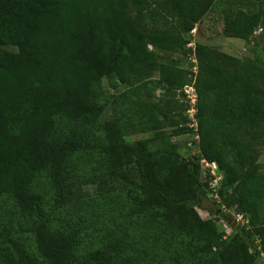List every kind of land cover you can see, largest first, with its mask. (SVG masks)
<instances>
[{
  "label": "trees",
  "instance_id": "obj_1",
  "mask_svg": "<svg viewBox=\"0 0 264 264\" xmlns=\"http://www.w3.org/2000/svg\"><path fill=\"white\" fill-rule=\"evenodd\" d=\"M234 1L222 16L223 34L248 41L260 31L264 51V0ZM215 2L0 0V264H254L264 257V168L257 163L264 63L204 45L193 53L199 151L223 173L222 204L250 225L229 224L235 234L228 241L198 214L200 198L208 197L199 157L183 165L168 145L191 131L175 102L158 106L127 95L126 113L136 110V124L115 112L102 119L105 80L133 95L153 73L166 93L187 84L177 60L167 63L155 50L182 51ZM130 128L153 132L165 147L124 142ZM93 158L107 172L93 174L94 182L110 185L119 174L126 184L120 203L154 228L155 258L139 261L130 245L116 251L112 242L88 243L63 217L72 200L89 198L73 162ZM130 161L137 183L125 174Z\"/></svg>",
  "mask_w": 264,
  "mask_h": 264
},
{
  "label": "rangeland",
  "instance_id": "obj_2",
  "mask_svg": "<svg viewBox=\"0 0 264 264\" xmlns=\"http://www.w3.org/2000/svg\"><path fill=\"white\" fill-rule=\"evenodd\" d=\"M234 0H216L214 6L210 11L195 25V28L190 34L185 37L186 45L182 51L175 53H167L160 50H155V53L163 56L167 63L177 60V67L187 72V84L194 87L196 90V76H197V62H192L194 59L193 53L196 45H204L220 53L235 57V58H256L264 63V51L262 49V38L260 31L248 41L228 38L223 34V13L229 9L236 7ZM10 49V48H9ZM158 73H153L150 80L147 81L145 91H135L123 85H109L105 80L103 82L104 88V103L105 109L102 113L103 121L110 119L112 114L122 116L132 124H136L137 116L136 110L128 114L126 110L135 98H147L150 103L163 105L165 100L175 102L178 111L182 110V116L185 118V125L191 131L174 136L169 139L168 145L177 154L180 163L188 165L190 159L194 156L202 158L199 151V134H198V120L196 114H190V105L184 94V86L174 93H166L164 87L158 83ZM197 94V93H196ZM126 103V108L124 105ZM197 113V105H196ZM133 129V128H132ZM130 128L129 132L124 135L123 140L126 143H133L136 141H146L149 151L160 150L165 147V142L156 138L153 132H140ZM162 131H169V128H163ZM258 157L257 163L261 168H264V148H257ZM200 161V160H199ZM98 160L93 158L90 162L83 164L81 161H75V171L82 176L81 191L82 196L89 198L84 200L81 198L79 202L72 200L69 207L65 206V212L61 210L63 217L69 219V224L74 226L88 243L97 245L100 241L111 243L116 251L125 250L126 245H130L135 249L134 254L137 255L139 261H147L155 258V231L152 227L147 230L141 219L132 217L130 210L128 211L121 203L120 193L125 190L126 184L122 177L117 174L116 177L109 179L110 185L99 186L94 182L96 178L91 177L93 174L99 175L101 171L106 174L105 169H96ZM124 169L131 181L138 182L137 172L130 161ZM201 169V168H200ZM218 174L223 181V173L218 168ZM202 176V169H201ZM89 180H88V179ZM107 178H109L107 176ZM108 190V191H107ZM52 194V192H50ZM108 197L115 199V203L111 204ZM80 207V208H79ZM198 214L202 220H210L216 228V231L221 235L222 239L228 241L235 234V227L232 228L229 224L232 221L218 212L216 203L207 196H202L198 203ZM63 220V219H62ZM226 225V227H225ZM146 233H144V232ZM254 251H259V243L256 241L252 248ZM155 261L149 262L154 264ZM254 264H264V257L260 255Z\"/></svg>",
  "mask_w": 264,
  "mask_h": 264
},
{
  "label": "built area",
  "instance_id": "obj_3",
  "mask_svg": "<svg viewBox=\"0 0 264 264\" xmlns=\"http://www.w3.org/2000/svg\"><path fill=\"white\" fill-rule=\"evenodd\" d=\"M192 62L195 63L196 61L193 60ZM183 90L190 105V114H196L197 94L194 87L185 85ZM199 163L200 168L202 169V177L208 185V197L219 207V212H221L222 215L227 216L235 227L249 229L250 225L248 217L243 213L237 212L235 208H226L220 200L219 183L221 176L218 174L217 164L215 162H207L204 158L200 159Z\"/></svg>",
  "mask_w": 264,
  "mask_h": 264
}]
</instances>
